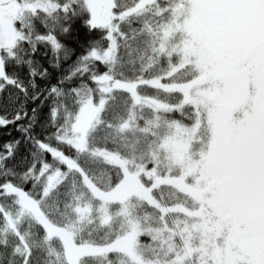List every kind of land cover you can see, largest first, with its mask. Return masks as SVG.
<instances>
[{
  "label": "snow or ice",
  "instance_id": "snow-or-ice-1",
  "mask_svg": "<svg viewBox=\"0 0 264 264\" xmlns=\"http://www.w3.org/2000/svg\"><path fill=\"white\" fill-rule=\"evenodd\" d=\"M0 264H264V0H0Z\"/></svg>",
  "mask_w": 264,
  "mask_h": 264
}]
</instances>
